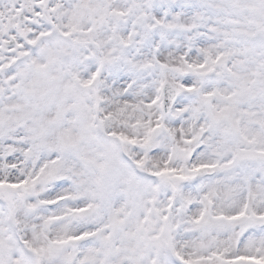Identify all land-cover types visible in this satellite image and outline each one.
Returning <instances> with one entry per match:
<instances>
[{
    "label": "snow or ice",
    "instance_id": "1",
    "mask_svg": "<svg viewBox=\"0 0 264 264\" xmlns=\"http://www.w3.org/2000/svg\"><path fill=\"white\" fill-rule=\"evenodd\" d=\"M0 264H264V0H0Z\"/></svg>",
    "mask_w": 264,
    "mask_h": 264
}]
</instances>
